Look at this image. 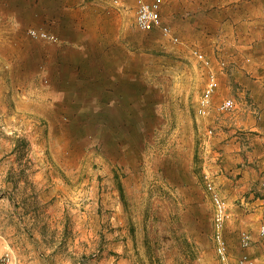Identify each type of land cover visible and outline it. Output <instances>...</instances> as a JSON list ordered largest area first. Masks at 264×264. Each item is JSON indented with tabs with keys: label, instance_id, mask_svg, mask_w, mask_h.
Here are the masks:
<instances>
[{
	"label": "rangeland",
	"instance_id": "374dc122",
	"mask_svg": "<svg viewBox=\"0 0 264 264\" xmlns=\"http://www.w3.org/2000/svg\"><path fill=\"white\" fill-rule=\"evenodd\" d=\"M185 4L161 6L174 42L138 27L135 0H0V255L10 251L15 264H240L247 253L264 264V179L248 187L253 172L230 174L222 154L225 125L253 102L240 84H222L234 68L201 48L210 41L183 21L197 4ZM230 4L223 15L241 19L239 29L264 30V0ZM211 73L219 86L202 116ZM228 97L234 109L219 111ZM208 179L229 212L226 260Z\"/></svg>",
	"mask_w": 264,
	"mask_h": 264
},
{
	"label": "crops",
	"instance_id": "0c3cea01",
	"mask_svg": "<svg viewBox=\"0 0 264 264\" xmlns=\"http://www.w3.org/2000/svg\"><path fill=\"white\" fill-rule=\"evenodd\" d=\"M181 1L184 4L187 2L189 8L192 4H197L196 14L187 8L183 21L189 29H196L197 35H202L210 41L209 47L203 45L201 48L213 59H217V56L226 58L231 69L234 68L232 73L222 77V84H225L228 78V82L240 84L251 96L253 107L247 106L242 115L238 114L235 121L226 124L221 139L224 142L223 168L232 174L239 166H245L246 172H253L246 174L245 184L253 187L256 178L264 179V30L262 26L244 27L241 30L238 28L243 24L241 19L235 20L231 13L223 15L221 3H234L233 6L230 4V8L234 10L243 7L248 0H213L211 5L209 0ZM206 1L209 5L205 4ZM202 18L204 22L201 21ZM254 21L250 23L255 25L257 21ZM207 22H210L213 28L207 25ZM259 28L260 31L255 30ZM241 34H245L243 38ZM246 38L247 40H244ZM219 170L223 173L222 168ZM219 177L221 178L222 174ZM224 177L229 183H235L232 178Z\"/></svg>",
	"mask_w": 264,
	"mask_h": 264
},
{
	"label": "built area",
	"instance_id": "2783aa9c",
	"mask_svg": "<svg viewBox=\"0 0 264 264\" xmlns=\"http://www.w3.org/2000/svg\"><path fill=\"white\" fill-rule=\"evenodd\" d=\"M136 2V23L138 27L144 31L158 30L163 35L171 38L174 42L179 40V37L174 34L171 26L164 22L161 14V6L163 0H135ZM35 34L36 31H33ZM43 36H47L46 33L42 32ZM195 55L202 61L208 63V59L204 53L195 51ZM219 86L217 77L214 73H211L210 79L204 89L202 96L200 97L198 104V112L202 116H206L211 108L213 94ZM235 107V100L232 97H228L219 102L217 109L221 112L232 111ZM212 130H210V133ZM264 186V182H263ZM207 188L213 195L215 203V238L217 241V251L223 260L227 258V247L223 236V227L229 212L226 206V202L216 191L215 182L212 179L207 180ZM261 233L264 234V225L261 228ZM251 237L248 233L243 234L244 245L250 243ZM0 264H15L14 257L10 251H5L0 255ZM227 264V263H225ZM240 264H257L256 260L253 259L249 254H243L240 258Z\"/></svg>",
	"mask_w": 264,
	"mask_h": 264
}]
</instances>
